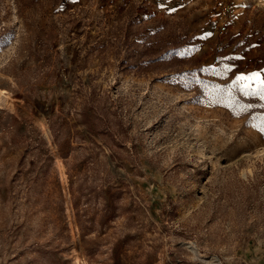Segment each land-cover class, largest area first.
<instances>
[{
	"label": "rangeland",
	"instance_id": "374dc122",
	"mask_svg": "<svg viewBox=\"0 0 264 264\" xmlns=\"http://www.w3.org/2000/svg\"><path fill=\"white\" fill-rule=\"evenodd\" d=\"M262 85L264 0H0V264H264Z\"/></svg>",
	"mask_w": 264,
	"mask_h": 264
},
{
	"label": "snow or ice",
	"instance_id": "6c2138e0",
	"mask_svg": "<svg viewBox=\"0 0 264 264\" xmlns=\"http://www.w3.org/2000/svg\"><path fill=\"white\" fill-rule=\"evenodd\" d=\"M237 79L238 80H244L245 78L244 77H238ZM248 79H255V77H251V78H248ZM260 92H261L262 98H264V85H262V88H261Z\"/></svg>",
	"mask_w": 264,
	"mask_h": 264
},
{
	"label": "bare ground",
	"instance_id": "6f19581e",
	"mask_svg": "<svg viewBox=\"0 0 264 264\" xmlns=\"http://www.w3.org/2000/svg\"><path fill=\"white\" fill-rule=\"evenodd\" d=\"M1 94H3L2 92H0ZM5 105V104H4Z\"/></svg>",
	"mask_w": 264,
	"mask_h": 264
},
{
	"label": "trees",
	"instance_id": "16d2710c",
	"mask_svg": "<svg viewBox=\"0 0 264 264\" xmlns=\"http://www.w3.org/2000/svg\"><path fill=\"white\" fill-rule=\"evenodd\" d=\"M238 103V102H237Z\"/></svg>",
	"mask_w": 264,
	"mask_h": 264
}]
</instances>
